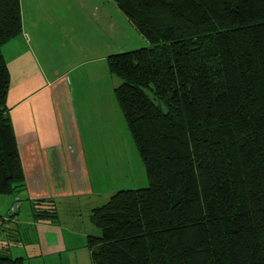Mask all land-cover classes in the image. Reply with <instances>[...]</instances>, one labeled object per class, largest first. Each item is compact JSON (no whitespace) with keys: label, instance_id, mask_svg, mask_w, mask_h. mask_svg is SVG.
<instances>
[{"label":"trees","instance_id":"trees-1","mask_svg":"<svg viewBox=\"0 0 264 264\" xmlns=\"http://www.w3.org/2000/svg\"><path fill=\"white\" fill-rule=\"evenodd\" d=\"M113 1L145 40L108 64L149 184L91 210L93 264H264V0ZM22 29L0 0V194L25 186L2 53ZM0 264L24 260L0 240Z\"/></svg>","mask_w":264,"mask_h":264},{"label":"crops","instance_id":"crops-1","mask_svg":"<svg viewBox=\"0 0 264 264\" xmlns=\"http://www.w3.org/2000/svg\"><path fill=\"white\" fill-rule=\"evenodd\" d=\"M20 1L22 32L2 47V53L10 73L7 103L25 186L18 193L17 211L3 226L0 240L9 244L10 255L11 242L20 246L22 253L17 257H22L24 264L27 260L64 264L72 261L70 251L79 247L86 258L91 257L87 234L95 226L90 213L110 194L101 185L97 189L92 179L83 136L87 137L92 127L99 98L84 90L82 80H88L89 85L94 74L88 69L79 71V58L72 61L69 56L78 54L66 47V39L60 42L59 38L28 32L27 0ZM73 35L76 33L67 32L68 38ZM64 49H69L70 54ZM57 51L69 57L64 64L60 59L58 66L53 63ZM75 71L77 84H81L72 90L70 76ZM15 196L0 194V215L9 214ZM38 200L52 201L57 219H36L33 207ZM27 243L32 246L30 252Z\"/></svg>","mask_w":264,"mask_h":264},{"label":"rangeland","instance_id":"rangeland-1","mask_svg":"<svg viewBox=\"0 0 264 264\" xmlns=\"http://www.w3.org/2000/svg\"><path fill=\"white\" fill-rule=\"evenodd\" d=\"M27 20L28 32L59 38L60 42L66 39V47L73 48L78 54L69 56L72 61L73 58H79V71L88 69L94 74L93 78L90 77L89 85L88 80H82L84 90H90L99 98L96 102L97 115L92 117V127L87 137L86 134L83 136L92 179L97 189L101 185V188L110 191L104 202L119 190L147 187L149 181L145 166L116 94L121 79L110 72L108 64L109 55L145 45L142 36L113 0H36L35 3L27 0ZM67 32H75L76 35L68 38ZM63 51L71 52L69 49ZM68 58L57 51L53 63L58 66L60 59L61 64H64ZM77 72L70 76L73 77L70 78L72 90L81 84H77L78 80L74 77ZM82 209L84 213V207ZM98 232L100 230L93 227L88 233ZM11 243V256L17 257L22 253L18 250L20 246ZM31 247L27 243V251L30 252ZM70 253L72 261L64 264H92L90 255L86 258L83 248L79 247ZM38 262L43 264L41 260ZM35 263L26 261V264Z\"/></svg>","mask_w":264,"mask_h":264},{"label":"built area","instance_id":"built-area-1","mask_svg":"<svg viewBox=\"0 0 264 264\" xmlns=\"http://www.w3.org/2000/svg\"><path fill=\"white\" fill-rule=\"evenodd\" d=\"M19 199H20L19 195H16L15 196V203L11 206L9 214L7 215L6 218L0 219V224H2V220H6L7 221V220L11 219L12 218L11 216L16 213L17 208H18Z\"/></svg>","mask_w":264,"mask_h":264}]
</instances>
